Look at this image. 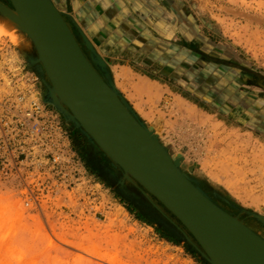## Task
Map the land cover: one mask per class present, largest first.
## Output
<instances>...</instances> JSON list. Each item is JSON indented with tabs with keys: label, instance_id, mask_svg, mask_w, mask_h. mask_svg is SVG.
<instances>
[{
	"label": "rangeland",
	"instance_id": "374dc122",
	"mask_svg": "<svg viewBox=\"0 0 264 264\" xmlns=\"http://www.w3.org/2000/svg\"><path fill=\"white\" fill-rule=\"evenodd\" d=\"M169 2L179 4L172 7L180 15L170 17L180 38L168 50L179 56L173 70L97 54L182 171L264 240V229L245 214L264 218V130L256 127L264 121L248 125L243 111L228 110L237 103L225 90L234 87L231 80L217 95L201 90L185 60L198 56L181 42L197 40L264 76V0ZM30 48L22 35L0 36V264H207L129 183L123 190L121 172L43 103L42 72L28 63Z\"/></svg>",
	"mask_w": 264,
	"mask_h": 264
},
{
	"label": "water",
	"instance_id": "95a60500",
	"mask_svg": "<svg viewBox=\"0 0 264 264\" xmlns=\"http://www.w3.org/2000/svg\"><path fill=\"white\" fill-rule=\"evenodd\" d=\"M9 2L21 19L28 10L36 27V32L32 33L27 22L22 20L46 61L42 63L50 81L46 78L49 85L42 94L43 103L121 172L122 181L118 185L127 191L124 182L129 183L160 216L178 229L184 241L207 264H264V240L220 208L213 200L216 194L205 193L195 179L182 171L180 163L123 99L105 62L84 34L75 25L73 33L50 0ZM17 2L21 3L20 8ZM0 8L4 11L2 6ZM37 26L43 29L42 34L37 33ZM28 57L33 58L32 55ZM56 93L64 106L54 101ZM152 200L168 211L186 233ZM175 200H182L183 205H177ZM245 214L264 229V218Z\"/></svg>",
	"mask_w": 264,
	"mask_h": 264
},
{
	"label": "crops",
	"instance_id": "0c3cea01",
	"mask_svg": "<svg viewBox=\"0 0 264 264\" xmlns=\"http://www.w3.org/2000/svg\"><path fill=\"white\" fill-rule=\"evenodd\" d=\"M55 2L61 13L84 34L100 56L108 55L113 59L139 58L144 59L146 65L160 62L169 67L170 71L173 70L176 59H179L173 51H168L174 47L178 48L175 44L180 42L179 35L176 34L177 31L173 29V22L170 20L173 16L176 20H180L179 11L175 8L179 4L175 2L170 3L169 0H56ZM176 35L178 40L175 39ZM221 59L228 58L221 57ZM261 116L263 115H259L257 119L258 124L264 120ZM259 128L264 129V124L260 123Z\"/></svg>",
	"mask_w": 264,
	"mask_h": 264
},
{
	"label": "trees",
	"instance_id": "16d2710c",
	"mask_svg": "<svg viewBox=\"0 0 264 264\" xmlns=\"http://www.w3.org/2000/svg\"><path fill=\"white\" fill-rule=\"evenodd\" d=\"M184 40L181 41L182 47L185 48L186 51L190 53V55L194 53L193 55H197L198 57L202 58L191 59L192 64L189 60L185 59L186 64L190 65L189 71H194L196 79L199 83L201 82V90L205 91L206 89L211 87L212 91L210 92V94L217 95V92H219V90H222V85L225 86V84H227L225 82L226 79L231 80L232 83H234V87H227L226 85L225 90L235 97L237 103H242L241 105L236 103V107L232 104L229 105L228 103L227 106L225 105L227 108H229L228 110H230L231 112L237 110L243 111L244 115L242 116L245 122L247 121L246 124L248 125H255V122H258V118L256 117H259V115H263L261 117L264 118V76L262 75V73L254 72V69L252 67H249L244 63H238L236 61H233L232 59H221V56L217 52L211 53V51L204 49L201 43L197 40L188 41L185 38ZM186 41L188 42V44L185 43ZM191 51L193 53H191ZM195 62L197 63V65L195 64ZM204 69H208L212 73L205 72ZM258 75H261L262 79L259 78ZM240 86L245 88L244 90L246 91H240L242 93L245 92V94L239 93V90L235 89L238 87L240 88ZM258 101L261 104L257 103ZM231 116H235V113H231ZM256 127L259 128V126ZM88 160L90 168L95 172L96 165L92 167L90 165L91 159L88 158ZM136 218L139 219V217ZM166 240L169 241L168 239Z\"/></svg>",
	"mask_w": 264,
	"mask_h": 264
},
{
	"label": "bare ground",
	"instance_id": "6f19581e",
	"mask_svg": "<svg viewBox=\"0 0 264 264\" xmlns=\"http://www.w3.org/2000/svg\"><path fill=\"white\" fill-rule=\"evenodd\" d=\"M56 0H50V2L52 3V5H53V7L55 8V10L60 14V16L62 17V19H63V21L64 22H66L67 23V26L68 27H72V26H74L73 24H72V21L70 20H68V18L67 17H65L62 13H61V11H60V8H59V6L56 4V2H55ZM6 3V4H8V6H6L5 4H3V3ZM22 2V4L23 3H27V1H21ZM20 3V2H19ZM18 2H17V6H18V8H20L19 7V5L21 4H19ZM0 5L2 6V10H4V11H0V36H5V37H11V38H14L15 36H17V35H22L24 38H26V40L30 43V45H31V48H30V52L33 54V58H31V57H28L27 58V60H28V63L29 64H31V66H33V67H37L39 70H41V72H42V75L45 77V80L46 81H44V79L42 78V75H40L41 76V79H42V82H43V85H44V90H43V93H44V91L46 90V85H49V83H48V80L50 81V79H49V77L46 75V73H45V69H44V66H43V63L45 62L46 63V61L44 60V59H42V57H41V55H40V53H39V50L38 49H36L37 47H35V45H34V43H33V40L31 39L32 37V35H31V33H30V31H29V29L26 27V25H24L23 24V21L22 20H24L25 22H27V24L29 25V27H30V29H31V31H32V33H35L36 32V27L35 26H33V21H32V17L30 16V14H29V12H28V10H27V12H26V15H23V19H21V17L18 15V11L16 10V8L14 9L13 7H12V5H11V3L9 2V0H0ZM9 5H11V7H12V13H10V6ZM0 6V7H1ZM0 10H1V8H0ZM72 31H73V33L75 32L74 31V29H73V27H72ZM42 32H43V29L40 27V26H37V33L38 34H42ZM46 40H48L47 39V36H45L44 37ZM38 50V51H37ZM29 56V55H28ZM35 60L38 62L37 64H35ZM43 62V63H42ZM48 80H47V79ZM50 78L53 80V77L50 75ZM45 82V83H44ZM56 92V91H55ZM54 101L56 102V104L57 105H59V106H64V104H63V101H62V99H61V97L59 96V94H54ZM72 114V113H71ZM72 117L74 118V120L75 121H77L78 122V120H77V118L75 117V115H73L72 114ZM79 123V122H78ZM174 158V157H173ZM174 160H176L175 158H174ZM177 161V160H176ZM214 201L216 200L215 198L213 199ZM154 202L158 205V206H160V204L156 201V200H154ZM175 202H177V205H183V201L182 200H179V201H176L175 200ZM186 204L187 203H185V206H186ZM156 205V206H157ZM157 206V207H158ZM161 207V206H160ZM159 208V207H158ZM162 208V212H163V214L167 217H172V218H174L168 211H166L165 209H163V207H161ZM224 210V209H223ZM225 211V210H224ZM226 212V211H225ZM227 214H229L228 212H226ZM230 216H231V214H229ZM233 217V216H232ZM233 218H236V217H233ZM237 220H239L238 218H236Z\"/></svg>",
	"mask_w": 264,
	"mask_h": 264
}]
</instances>
